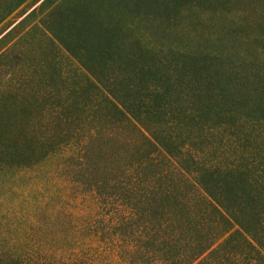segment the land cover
Here are the masks:
<instances>
[{"label":"trees","instance_id":"obj_1","mask_svg":"<svg viewBox=\"0 0 264 264\" xmlns=\"http://www.w3.org/2000/svg\"><path fill=\"white\" fill-rule=\"evenodd\" d=\"M40 23L73 67L46 103L0 82V264H264V0H58ZM23 54L9 79L55 74Z\"/></svg>","mask_w":264,"mask_h":264},{"label":"rangeland","instance_id":"obj_2","mask_svg":"<svg viewBox=\"0 0 264 264\" xmlns=\"http://www.w3.org/2000/svg\"><path fill=\"white\" fill-rule=\"evenodd\" d=\"M57 1L58 0H24L17 8L3 17L0 21V54L4 53V55L0 57V66L5 62H11V52L20 49L21 52H24V54L21 59L16 60V63L13 61L14 68L23 67L26 65L38 66L42 63L51 64L54 68L55 74H53L52 77H47L46 80L45 78L37 75H28L19 69H16L14 75L9 79V74L4 72V70H2L0 67V82L8 80L7 85H10L8 86L9 89L14 93L20 94L26 98L31 97L41 100L49 94H56L57 90L60 89V77L58 74L60 73L62 66L66 65L67 68L73 67L71 65L68 66V64L65 62L66 60L64 61V58H62V55L59 51V49H61L59 48V45H52L44 33H42L43 28L41 26L40 20L43 18L49 5L51 4L52 6L57 3ZM231 7L233 8L227 11L216 10L212 16H209V11L204 7L198 10L197 13L203 21H207L206 24L208 23V26H214L220 21L241 22L243 20L241 17L245 15L246 12L242 9L235 8L239 7V5ZM59 9L63 11V5H61ZM104 14L105 13L103 11V16H101L102 18H104ZM52 18H57L56 13H54L50 19H48L49 23L52 21ZM11 31L12 33L10 34L16 35L17 42L19 41V37L23 31H27L28 34L26 35V38L20 40L14 45H11V42H13L16 37L11 41H8V36L10 34L4 37L7 32ZM212 31H214V29H212ZM246 32H248V30ZM243 33L244 32H242V34ZM257 34L250 32L244 34V41L239 47L245 48L246 43L249 42L252 43L253 47H260L261 44L253 41V37ZM239 36L242 37V35ZM24 55L26 56L25 58ZM42 102L46 103V100L43 99ZM37 109L38 108L35 107L32 108L33 111ZM44 109L49 110V107L47 108V106H45ZM20 123V128L25 129L26 131L35 130L30 121L21 120ZM73 128L74 124L72 123L63 127L66 132L70 129L72 130ZM68 152V150H65L64 153L59 154L58 159L61 160L63 155L66 156ZM55 160V156L48 160L49 162L44 169L50 168L55 163Z\"/></svg>","mask_w":264,"mask_h":264}]
</instances>
